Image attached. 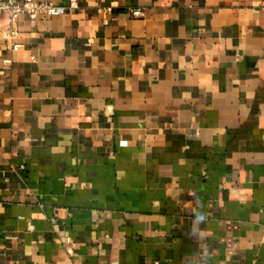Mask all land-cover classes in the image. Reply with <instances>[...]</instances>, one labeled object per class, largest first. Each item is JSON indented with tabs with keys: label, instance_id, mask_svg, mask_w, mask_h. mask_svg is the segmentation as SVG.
<instances>
[{
	"label": "crops",
	"instance_id": "crops-1",
	"mask_svg": "<svg viewBox=\"0 0 264 264\" xmlns=\"http://www.w3.org/2000/svg\"><path fill=\"white\" fill-rule=\"evenodd\" d=\"M37 1L77 8L0 16V264H264V0Z\"/></svg>",
	"mask_w": 264,
	"mask_h": 264
},
{
	"label": "built area",
	"instance_id": "built-area-1",
	"mask_svg": "<svg viewBox=\"0 0 264 264\" xmlns=\"http://www.w3.org/2000/svg\"><path fill=\"white\" fill-rule=\"evenodd\" d=\"M76 2L71 1L68 5H55L49 2L37 0H0V16L4 17L7 25V43L8 49L14 52L18 49L19 44L16 42L17 30L15 23L17 19L24 15L30 19L38 17H56L62 16L76 9ZM129 14L133 17H138L142 14L140 9H130ZM10 59H4V62H9ZM123 142H120L122 145Z\"/></svg>",
	"mask_w": 264,
	"mask_h": 264
}]
</instances>
